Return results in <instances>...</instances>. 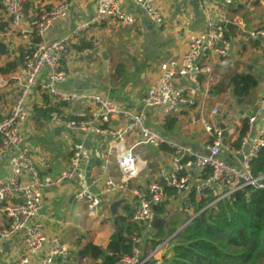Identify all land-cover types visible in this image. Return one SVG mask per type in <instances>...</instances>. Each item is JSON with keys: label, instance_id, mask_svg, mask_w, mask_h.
Here are the masks:
<instances>
[{"label": "built area", "instance_id": "built-area-1", "mask_svg": "<svg viewBox=\"0 0 264 264\" xmlns=\"http://www.w3.org/2000/svg\"><path fill=\"white\" fill-rule=\"evenodd\" d=\"M87 1V8L76 9L71 0H56L50 10L27 19L24 6L29 0H0V42L8 45L12 37L17 43L9 48L24 51L19 66L7 74L14 93L7 115L0 119V264H72L70 248L58 234L47 232L39 215L44 192L68 182L75 185L74 199L87 203L90 216L102 201L130 199L134 211L129 222L141 227V235L131 239V254L118 264H146L156 258L164 243L146 256L142 251L155 235L157 208L170 199H182V205L191 194L197 204L212 199L188 224L219 201L233 202L245 188L264 190L263 177L251 173V162L264 146V108L257 118L251 106L238 108L235 102L220 107L210 99L215 72L232 58L238 38L264 48V22L250 25L237 14L235 0H161L185 39V50L161 62L138 101L124 105L96 90L66 87L74 62L84 54L75 46L101 24L124 30L144 15V30L149 23L157 29L164 14L156 0ZM189 1L197 6V19ZM249 1L264 7V0ZM72 11L77 18L73 25L45 40L51 25ZM196 21L202 28H194ZM36 108L51 109L46 120L37 121ZM35 123L79 141L67 145L66 167L54 176L44 172L48 161L35 159L27 145ZM85 139L100 161L95 177L91 173L95 192L84 181ZM141 148L156 150V159Z\"/></svg>", "mask_w": 264, "mask_h": 264}, {"label": "trees", "instance_id": "trees-1", "mask_svg": "<svg viewBox=\"0 0 264 264\" xmlns=\"http://www.w3.org/2000/svg\"><path fill=\"white\" fill-rule=\"evenodd\" d=\"M30 2L25 4V11L30 8ZM87 34L75 46L78 53H85V58L95 52L94 40ZM23 52L20 47L14 50L0 42V75H7L18 67ZM258 81L252 71L244 68L243 72H236L219 84L220 88H212L213 91H227L230 97L249 103L255 100ZM50 110L36 108L37 121L46 120ZM251 173L255 177L262 176L264 182V146L251 162ZM167 194L171 196L173 191L168 190ZM211 200L209 197L197 204L195 196L191 194L182 208L189 207L192 213L180 215V219L165 216L166 203L158 207L156 214L161 221L142 255L146 256L148 251L173 235L169 239L173 243L170 250L172 264H264V190L245 188L235 196L233 202L219 201L205 208L174 235L178 228ZM118 208L122 209V213L111 216L112 231L106 247L76 240L77 250L72 254L71 262L73 259L86 260L90 264H118L117 260L131 254V239L141 235V227L129 222L134 211L131 204H120L116 211ZM154 262L155 259H152L146 264Z\"/></svg>", "mask_w": 264, "mask_h": 264}, {"label": "rangeland", "instance_id": "rangeland-1", "mask_svg": "<svg viewBox=\"0 0 264 264\" xmlns=\"http://www.w3.org/2000/svg\"><path fill=\"white\" fill-rule=\"evenodd\" d=\"M71 1L74 4L80 2L79 0ZM238 14L241 17H245L250 25H255L257 18L262 17L264 20V7L257 6L252 12L245 11L238 12ZM170 16H172L171 13L166 11L164 14V23L161 27L157 28L155 35L146 30L142 32L137 24L124 30L113 26L109 29H105L104 27L98 29L97 27L88 31V34H90V37L94 40L95 52L90 57L85 58V56H83V60H81V58L76 60L75 63L79 67L74 68L73 72L75 70H77L78 73L85 72L86 76L93 83V85H91L92 89L90 90L94 89L99 92H106L117 101L133 105L134 101H131L130 97L134 100L136 98L138 99L147 85H151L157 73L158 65L167 59L178 56V53L183 48L182 44L185 43V39L181 38L178 34V25H176L173 18L172 20L169 19ZM237 37L238 36H236V38ZM237 41L244 49L241 51L237 49L236 51L240 53L238 52V54L230 60L221 62L219 71L215 72L212 83L219 88L221 87L219 84L225 82L229 76L236 72H243L244 68L247 69L246 65L250 63L251 59L257 60V44L256 46L251 44L246 38H238ZM103 54L105 55V59L102 58ZM242 63H244L243 68L240 66ZM221 68L224 69L221 70ZM210 99L212 104H216L220 107L227 103H231L232 105L235 103L230 97L229 92L218 91L216 89L213 91V95ZM241 106L245 107V103H242ZM241 106L235 105V107L238 108ZM37 124L38 123H35L36 126ZM38 142L43 144L40 140ZM68 144L78 145L79 141L75 137L67 134L61 135V137L56 136L55 139L49 138V143L45 142L48 160H58L59 164L61 162L65 163L68 158ZM53 149L58 153L56 157L52 156ZM99 149L104 150L105 144L101 143ZM140 150H145L146 152L144 155L151 157L153 160L156 159V150L152 148H141ZM96 171L97 168H94L92 174ZM73 190L75 191V185L70 184L66 192L67 194H72ZM67 201V198L61 197L54 203L58 208L60 207L66 210L65 221L69 224L62 233V239L66 244L75 246V241L83 240V235L89 233L88 231L90 229L95 230L98 227H102L106 230L104 223L110 218L107 207L104 206L105 214L101 212L102 215L94 217L91 221L92 218H90V216L87 217L88 212L87 216H85V208H79L77 212V203H68ZM165 203L164 213L165 216L169 218L180 219V215L188 213L185 208L181 207L183 203L182 199H170ZM99 206H101V204ZM188 215L190 214L188 213ZM104 216L105 218H103ZM77 226L80 227L79 232H77ZM163 243L164 245L161 247V251L156 257L161 264H172V254H170V250L173 243L169 240H165ZM1 260L2 257L0 256V261ZM85 261L86 260L75 261L72 259V264H86L87 261Z\"/></svg>", "mask_w": 264, "mask_h": 264}, {"label": "crops", "instance_id": "crops-1", "mask_svg": "<svg viewBox=\"0 0 264 264\" xmlns=\"http://www.w3.org/2000/svg\"><path fill=\"white\" fill-rule=\"evenodd\" d=\"M79 1L80 2H77L79 5L78 6L79 8L85 9V7L86 8L88 7L89 2L87 0H79ZM156 2L158 4V6H160V10L162 11V14H165V12L167 11V7L163 5L161 0H156ZM235 2L239 6L238 10H237V14H238V12H245V11L252 12L255 9V7H257V6H253V4H250L249 0H235ZM77 3L74 4L76 9H78ZM55 4H56V0H31L30 8L27 11H25L26 18L31 19L35 15L38 16L39 14H41V12L43 10H45V11L50 10ZM127 7L131 11L134 10L130 5H127ZM167 15H168V13H167ZM242 18L245 19V17H243V16H242ZM76 19L74 17V12L72 11L71 15L68 16L66 19L54 22L51 25L50 29L44 34V39L45 40H52V39L59 37L66 30H68L69 27H71L73 25V23ZM169 19L171 20L170 17H169ZM143 21L145 22V16L139 15V20H138L137 25L141 29L142 32H144V28L142 27V24L144 23ZM261 22H264L263 18L262 17L257 18V20L255 22V26L259 25ZM193 26L196 29L202 28L200 21L198 23L196 21L193 24ZM101 27H104L105 29H109V28H106L104 24H101L98 27V29H100ZM93 29H95V28H93ZM156 30L157 29H154V31H156ZM149 32L152 33L153 35L156 34V33L154 34L153 31H149ZM16 43H17V41L14 38H12V37L8 38V45H11L12 48L15 47ZM182 45H183V48L178 53V56H180L183 53V51L185 50V44L183 43ZM253 45H256V44H253ZM234 48L235 49H233L232 58L235 57L239 51L244 49V47L240 46L239 43ZM256 48H257L256 50H258V52H257L258 54H257V58H256L257 60L251 59L250 63L248 65H246L247 67H251V71L257 76V78L259 80L258 86L254 92L255 100L252 102H249V103L247 101H244L243 103H245V107L251 106L252 111L254 112V114H257V118H259V117H261L260 113L263 111V108H264V48H261L259 46H256ZM237 49H239V51H236ZM83 56H85V53L81 56V60H83L82 59ZM240 66L243 68L244 63H242ZM77 67H79V66L74 62V65L69 72V77H68V80L66 83V87L83 89V90L92 89L91 85H93V83L89 80V78L86 76L84 71L82 73H78L77 70H75L73 72V69L77 68ZM223 69L224 68H221V70H223ZM155 76H154V78H155ZM147 87H148V85H147ZM100 92L103 94H106L108 96H111L110 94H108L106 92H102V91H100ZM13 93H14L13 85L9 81V75H0V119L3 118L5 115H7L8 111H9L10 104H11ZM130 98H131V101H134V104L138 101L137 98L135 100L132 99V97H130ZM119 102H121V101H119ZM123 104L128 105L125 103H123ZM245 107L241 106V108H245ZM30 127H33V129H32V131L30 130V132L28 134L27 145L29 146V148L32 152V155L34 156L35 159H39V158L43 157L48 161V167L44 170V172H46L47 174H50L52 176L58 174L61 170L65 169L66 162L65 163L61 162L59 164L58 160H56V161L48 160V158L46 156L47 150L45 147L46 146L45 142L49 143V138L55 139L56 136L61 137V133H59L57 131L54 132L51 129L46 128L41 124H37V126L31 124ZM39 140L41 142H43V144L39 143L38 142ZM57 155H58L57 151L55 149H53L52 150V156L56 157ZM96 168H97V171L94 174H92L93 177H95V175L97 174V172L99 170L98 167H96ZM42 169H43V167L40 166V171H43ZM111 171H112V174L115 177H117L118 173H117L115 166L111 168ZM92 173H93V171H92ZM70 184L73 185L74 183L68 182V183H65L59 189L54 188V189H50V190L45 191L43 194V198H42L43 199V206L48 205V207H51L52 205H54L56 200H58L61 197H65L68 199V201H67L68 203H72V202L77 203V212H78L79 208H85L86 209V215L85 216H87V212H88L87 217H89L90 215H89V211L87 209V203L86 202H77L73 197L74 190H73L72 194H67L66 191H67L68 185H70ZM116 201H121V204H126V205L131 204L130 199L127 197L119 198ZM102 202H101V206H99L97 208L95 215L90 216V218H92L91 221L94 219V217H96V216L98 217L99 215H102L101 212H103V214H105L104 206L107 207V209L109 211V206L111 203L109 204L108 201H106V200L102 201ZM65 212H66L65 209H62L59 207V208H56L55 212L50 213L46 217L41 216V219H40L42 221V223H44L46 225L47 232L49 234H55V233L58 234L60 236V239L62 240V242L64 244H66V242L62 239V233L64 232V230H66V226L69 224L68 222L65 221V215H66ZM121 213H122V209L118 208L116 211V214H121ZM109 214H110V218L107 219L108 221H106L104 223L106 230H104V228H102V227H98L95 230L90 229L88 231L89 233L83 235V240H81L82 243H84V242L89 243L90 242L96 246H101L103 248L106 247V245L109 242L110 233L112 231V221H111L112 215H111L110 211H109ZM54 215H57L58 218L56 219L54 217ZM103 218H105V216ZM64 226H65V228H64ZM79 231H80V227L77 226V232H79ZM66 245L68 246V248H70V250L72 251L73 254L77 250L76 245L75 246H70L68 244H66ZM155 260H158L157 257L155 258ZM87 262H88V264H90L89 261H87ZM87 262H86V264H87Z\"/></svg>", "mask_w": 264, "mask_h": 264}, {"label": "water", "instance_id": "water-1", "mask_svg": "<svg viewBox=\"0 0 264 264\" xmlns=\"http://www.w3.org/2000/svg\"><path fill=\"white\" fill-rule=\"evenodd\" d=\"M189 6L193 9V15L194 17L197 19L198 18V13H197V6L195 5V3L193 1H189L188 2ZM231 32H232V26L231 25H227L226 26ZM146 31H153V33L155 34L156 31H154V28H153V24L152 23H149V25H147L146 27ZM102 58L105 59V55L103 54L102 55ZM215 68H218V67H215ZM247 70L248 71H251V67H247ZM233 100H235L236 104L237 105H241L244 100L243 99H236L235 97H231ZM216 121L219 122L220 121V117L219 115H216L215 117ZM219 126L221 128H223V125L221 123H219ZM226 133H224V137H226ZM82 147L83 149L85 150L86 154H87V157H86V165L84 167V181H85V184L86 186H88L89 190L90 191H93L95 192L96 191V187L92 184L91 182V173L93 171L94 168L100 166V161L98 158L96 157H93L92 156V150L88 144V140L85 139L83 140L82 142ZM121 204V201H114L110 204L109 206V211L111 213L112 216H114L116 214V208ZM56 208H58L57 205H52L51 207H48V205H44L42 207V209L39 211V215L40 216H43V217H46L47 215H49L50 213H53L56 211ZM54 217L57 219L58 216L57 215H54ZM161 219L159 217H157L155 220H154V223H153V229H157L158 228V225L160 223ZM187 225V223H185L183 226H181L180 228L177 229V231L174 233V235L180 231L183 227H185ZM173 236V235H172ZM171 236V237H172ZM170 237V238H171ZM169 238V239H170ZM167 239V241L169 240ZM7 245H5L4 247V251L7 250ZM119 260H117L118 262Z\"/></svg>", "mask_w": 264, "mask_h": 264}]
</instances>
